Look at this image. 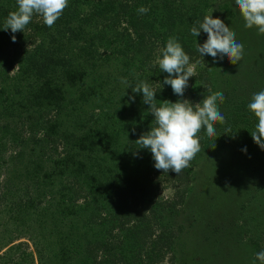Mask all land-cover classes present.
Masks as SVG:
<instances>
[{"label":"trees","instance_id":"obj_1","mask_svg":"<svg viewBox=\"0 0 264 264\" xmlns=\"http://www.w3.org/2000/svg\"><path fill=\"white\" fill-rule=\"evenodd\" d=\"M16 7L0 0V202L12 228L0 264H33L12 244L23 237L37 264H253L264 246V150L247 104L264 90V34L245 28L234 0H68L52 27L34 15L13 34L3 25ZM211 10L244 45L235 65L196 51L207 34L190 28ZM169 37L196 63L183 97L156 62ZM121 78L147 81L158 105L221 91L225 123L213 137L201 130L180 174L157 170L135 143L154 117ZM165 180L182 188L175 200L160 197Z\"/></svg>","mask_w":264,"mask_h":264},{"label":"clouds","instance_id":"obj_2","mask_svg":"<svg viewBox=\"0 0 264 264\" xmlns=\"http://www.w3.org/2000/svg\"><path fill=\"white\" fill-rule=\"evenodd\" d=\"M234 4L245 28H255L259 34H264V0H234ZM16 5V9L8 13L3 25L4 31L10 30L13 34L23 32L34 15L41 17L46 26L52 27L68 7V0H16ZM213 10L190 28L193 37H198L201 31L207 34L203 44L195 40L196 51L201 57L211 56L214 62L219 55L221 59L227 58L235 65L243 58L244 45L236 40L235 32L222 20L212 18ZM147 11L144 7L138 9L141 14ZM11 40L15 43V35H12ZM156 62L160 70L168 74L162 84L170 86L178 97H183L188 80L194 75V66H189L190 57L176 37L167 39L165 46L159 50ZM121 83L125 89L131 88L133 93H142L143 103L149 105V112L154 117L153 126L142 133L135 143L140 148L150 150L157 170H172L180 174L200 151L198 134L201 130L204 129L207 136L213 137L216 135L215 125L225 123V116L219 108V104L224 101L221 91L211 93L194 105L187 99H178L175 103L164 100L158 105L154 98L156 92L147 81L130 83L121 78ZM159 85L161 88L162 85ZM128 99L134 102L135 96H129ZM247 109L258 121L251 138L264 150V90L251 97ZM256 261L264 264V250L255 254L253 264Z\"/></svg>","mask_w":264,"mask_h":264},{"label":"rangeland","instance_id":"obj_3","mask_svg":"<svg viewBox=\"0 0 264 264\" xmlns=\"http://www.w3.org/2000/svg\"><path fill=\"white\" fill-rule=\"evenodd\" d=\"M221 1H223V0H221ZM34 21H38V18H35ZM24 49H30V47L26 46ZM223 63H225V61H223ZM195 64H196L195 62H190L189 66H194V70H195ZM226 168L228 169V166ZM241 175L244 176V173ZM1 180H2V178L0 177V181ZM161 183H162V189L160 192V197L166 201L175 200V197H174L176 195L175 193L182 190V188H180L177 185V183H173V182H170L168 180H165ZM234 211H235V209L233 208L232 214L235 215L236 212L234 213ZM3 212H4L3 205H2V202H0V217H1V220H0V237H2V238L7 236L8 235L7 233L10 231V229H12V228H10V224L6 225V223H5L6 221H4L5 219L3 218ZM182 214H185V213L183 212ZM222 220H224V219H222ZM3 228H8V229H3ZM13 235H15V233ZM17 243H23L24 245H26L25 247L27 248V251L32 254L33 264H37V257H36V254L34 252V248L32 246L31 241H29L27 238L23 237L22 239L20 238V239L15 240L12 244L15 245ZM263 245H264V237H263ZM4 250L5 249H3L0 253H2ZM262 250H264V246L262 247L261 243H258V245L255 249L254 258H255V254L262 251ZM243 255H244L243 253L238 252L235 254V258L239 259V261H240V258H242ZM161 264H166V263H165V261H163ZM256 264H259V262L256 261Z\"/></svg>","mask_w":264,"mask_h":264}]
</instances>
